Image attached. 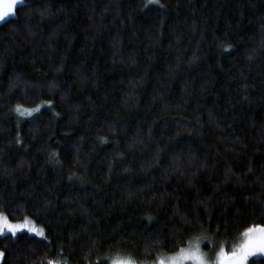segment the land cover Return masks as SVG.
<instances>
[{"label":"trees","instance_id":"trees-1","mask_svg":"<svg viewBox=\"0 0 264 264\" xmlns=\"http://www.w3.org/2000/svg\"><path fill=\"white\" fill-rule=\"evenodd\" d=\"M0 214L44 231L0 237V264H152L264 226V0H22Z\"/></svg>","mask_w":264,"mask_h":264},{"label":"snow or ice","instance_id":"snow-or-ice-1","mask_svg":"<svg viewBox=\"0 0 264 264\" xmlns=\"http://www.w3.org/2000/svg\"><path fill=\"white\" fill-rule=\"evenodd\" d=\"M154 0H148V3H153ZM22 3V0H4L0 4V21L6 20L8 17L15 14V9ZM39 111V109H35ZM30 114V113H29ZM27 231L33 235L43 237V232L34 231L28 226V222L24 223H12L6 216L0 215V237H4L11 234L12 237H16L18 233ZM247 239L239 246V248L233 251L230 255H227L221 249L219 254L220 264H248L250 257H264V226L259 228H249L245 233ZM183 258L189 259L195 262V264H205L202 254L199 248L184 253L181 250ZM4 256L3 252H0V257ZM259 264H264V260H261Z\"/></svg>","mask_w":264,"mask_h":264},{"label":"rangeland","instance_id":"rangeland-1","mask_svg":"<svg viewBox=\"0 0 264 264\" xmlns=\"http://www.w3.org/2000/svg\"><path fill=\"white\" fill-rule=\"evenodd\" d=\"M146 1L148 3V0H146ZM156 1L157 0H154V2L151 3V4L152 5L156 4ZM3 2H4V0H0V4H2ZM13 16L14 15H12V16H10L8 18H11ZM4 21L5 20L0 21V24L2 22H4ZM33 112L34 111H31V110L18 109V113L21 116H24V117L31 115ZM25 221L28 222V226L31 227L34 231H41L42 230L43 237L37 236V235H33L32 233H29L27 231H24V232H26V233H28L30 235L36 236L37 238L44 239V231H43V229L38 227L32 220L26 219V220H24L22 222H18V223H24ZM256 228H259V227H256ZM246 239H247V237H245V235L243 234V236L236 243H234V242L222 243V242H219V241H217V240H215V239H213L211 237H208V236H200V237L196 238L195 240L189 242L185 247L180 249L177 253L159 257L152 264H195V262L192 261V260L184 259L181 250H184V253L186 254L187 252L192 251V250H194L196 248H199V251L202 254L203 259L205 261V264H220L219 254L221 252V249H223V252L225 254L230 255L233 251L237 250L239 248V246ZM256 258H263L264 259V257L257 256V257H250L249 261L253 260V259H256ZM0 259H1V257H0ZM249 261H248V264H249ZM111 264H137V263H135L132 260H129L127 258L116 257V258H114L111 261Z\"/></svg>","mask_w":264,"mask_h":264}]
</instances>
